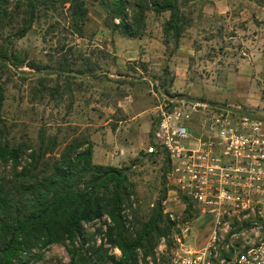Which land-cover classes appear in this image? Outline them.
<instances>
[{"label": "rangeland", "instance_id": "obj_1", "mask_svg": "<svg viewBox=\"0 0 264 264\" xmlns=\"http://www.w3.org/2000/svg\"><path fill=\"white\" fill-rule=\"evenodd\" d=\"M15 2L9 0L11 9ZM187 8L194 20L182 38L193 49L191 55L178 52L172 44H163L162 22L167 13L148 12L143 35L130 38L104 24L105 13L98 4H89L82 38L62 29L65 12L58 8L54 12H40V18L29 32L16 40V47L26 55V60L46 62L48 54L64 43L76 46L85 58L98 60L97 74H102L97 79L75 73L65 77L49 70L42 75L27 66L21 67L24 73L12 74L7 84L2 117L9 126L14 125L17 136L27 134L34 138L43 125L47 132L58 134L60 141L72 136L87 138L95 149L94 163L129 166L128 175L134 189L124 211L127 225L134 223L133 214L142 219L147 216L166 185L162 158L148 156L145 151L150 138L133 153L118 149L120 136L112 127L128 121V116L118 107L121 100L133 102L141 113L137 122L145 124L154 123L159 108L175 99L171 96L174 94L235 104L243 112L264 119V113L248 108L249 97L264 95V78L260 76L264 68L260 63L264 0H192ZM103 50L107 52L105 57L100 53ZM252 50L254 57L248 60ZM81 64L79 61L77 66L83 67ZM42 78L49 84H58L60 94L44 95V98L36 94L34 90L40 88ZM165 90L168 95L164 94ZM9 170L10 165L0 161V175ZM186 207L164 206L180 216L174 230L179 231L186 220H191V241L199 245L209 231L210 215H200L190 208L186 218ZM105 219L106 216L85 224L91 239L98 243L105 230ZM112 252L120 254L117 248ZM68 261L66 246L52 244L36 251L27 264H67Z\"/></svg>", "mask_w": 264, "mask_h": 264}, {"label": "trees", "instance_id": "obj_2", "mask_svg": "<svg viewBox=\"0 0 264 264\" xmlns=\"http://www.w3.org/2000/svg\"><path fill=\"white\" fill-rule=\"evenodd\" d=\"M15 1L11 9L9 0H0V161L10 165L9 172L0 175V264H27L36 251L52 244L66 246L67 264H147V256L153 258V264H161L153 257L154 249L176 225L164 212L166 187L145 218L133 214L134 223L127 225L124 211L134 189L129 166L94 163L87 138L72 136L60 141L58 134L47 132L43 125L34 138L17 136L14 125L9 126L2 117V109L11 75L23 74V66L42 75L46 70L65 77L86 74L92 79L102 74H97L98 60L85 58L76 46L65 43L56 46L46 62L26 60L16 40L29 32L40 12L61 8L65 12L62 29L80 38L84 37L89 4L102 8L108 28L130 38L143 35L148 12L167 13L162 41L177 49L184 33L193 26L194 19L187 10L192 0ZM100 53L107 55L105 50ZM79 61L83 67L77 66ZM39 87L34 92L42 98L60 94L58 84H49L46 79H39ZM164 94L168 95L167 90ZM171 96L179 98L182 94ZM162 167L165 181L166 158ZM190 208L187 203L186 218ZM104 216L105 230L98 243L91 239L85 224ZM113 248L120 254H114Z\"/></svg>", "mask_w": 264, "mask_h": 264}, {"label": "built area", "instance_id": "obj_3", "mask_svg": "<svg viewBox=\"0 0 264 264\" xmlns=\"http://www.w3.org/2000/svg\"><path fill=\"white\" fill-rule=\"evenodd\" d=\"M173 99L159 108L145 151L167 159L163 206L190 203L211 222L196 245L192 222L186 220L179 231L160 239L154 259L161 264H264V120L235 104ZM164 212L177 225L178 212ZM146 261L154 263L150 256Z\"/></svg>", "mask_w": 264, "mask_h": 264}, {"label": "crops", "instance_id": "obj_4", "mask_svg": "<svg viewBox=\"0 0 264 264\" xmlns=\"http://www.w3.org/2000/svg\"><path fill=\"white\" fill-rule=\"evenodd\" d=\"M261 30L262 33L260 36V63L264 66V27ZM183 39L185 38H182L180 40L177 50L178 52L184 51L187 55H191L193 53V49H189L187 41H184ZM252 53L254 54L255 52H253L252 50L250 54H248V60L250 57H254ZM260 76L261 78H264V68L262 73H260ZM118 107L124 114L128 116V121L125 124H115L114 127H112V130L114 128L115 134L120 136V140H118L117 142V147L123 153H133L137 148H139L143 144V142L150 138L151 131L153 129V124H145L144 121L137 122L138 120L136 119L141 117V113L135 109V104L133 102H128L126 99H124L118 103ZM248 108H250L251 110L253 109L259 113H264V95L254 94L249 97ZM119 122L122 123V120H120ZM94 158L95 149L93 151V159Z\"/></svg>", "mask_w": 264, "mask_h": 264}]
</instances>
